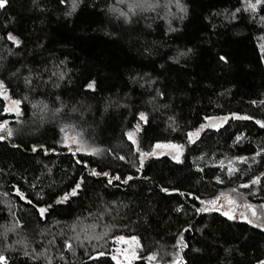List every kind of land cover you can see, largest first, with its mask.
I'll use <instances>...</instances> for the list:
<instances>
[{"label": "trees", "instance_id": "16d2710c", "mask_svg": "<svg viewBox=\"0 0 264 264\" xmlns=\"http://www.w3.org/2000/svg\"><path fill=\"white\" fill-rule=\"evenodd\" d=\"M182 3L188 9L182 20L170 5V12L160 8L159 16L137 13L128 23L106 11L109 5L123 8L117 0H81L71 17H65L66 5H58V0H38V7L32 0H7L0 9V56L6 69L0 76L8 81L14 98L28 96L20 105V116L4 114L0 107V121L7 120L14 133L8 137L0 131L5 137L0 140V225L11 222L9 209L24 225L9 233L6 241L15 251L5 249V240L0 238V251L6 252L10 264H46L43 257L39 262L26 260L19 252L22 246L14 241H23L30 252H45L52 264H116L111 254L117 247L113 237L119 235H135L139 240L138 257L132 264H170L176 256L178 234L189 245L179 253L184 264H255L257 258L264 259V232L260 229L239 218L228 221L217 212L196 214L200 205L190 196L160 192L161 187L175 188L205 200L223 192L240 204L251 203L258 215L264 214L260 208L264 205V158L251 159L264 146V129L254 122L264 121V64L257 47L264 44L260 22L264 11L258 8L252 18L241 13L238 20H228L226 14L240 6L239 0ZM169 26L176 30L167 31ZM9 31L22 41L19 48L6 39ZM189 48L192 53L178 57V63L169 59ZM220 55L227 57V64L218 60ZM60 61L64 63L60 65ZM25 65L33 73L50 70L42 72V80L52 71H65L67 76L58 88L34 81L35 91L28 92L22 81L9 77V72ZM26 72L23 69L21 75ZM141 76L151 78V88L132 80ZM88 79L97 81L95 93H85L83 84ZM156 89L163 98H157L154 105L147 103ZM57 96L67 108L53 116ZM117 98L126 107L107 103ZM38 102L47 104L48 111H41ZM73 106L78 111H70ZM138 111H146L148 116L138 134L140 150L151 151L157 141L182 144L181 163L165 155L146 157L144 166L136 171L138 153L124 133L133 130ZM231 113L249 115L253 120L230 118L219 129L205 128L196 142L188 143L187 133L206 124L205 116ZM65 124L75 125L89 147L99 148L101 153L73 155L56 145L62 135L59 128ZM68 132L72 134L71 129ZM33 144L54 146L55 152L33 153ZM121 155L124 160L117 158ZM238 156L249 160L239 163L234 160ZM230 162L238 169L231 176L227 173ZM93 169L109 176L93 177L89 175ZM113 176L121 180L107 184ZM129 176L132 179L123 183ZM217 177L223 183H217ZM253 177L262 183L239 187ZM81 178L78 195L54 205L46 220H39L13 187L34 202L39 193L43 196L39 203L48 204L69 192ZM177 205L180 212L175 211ZM239 212L251 216L243 207ZM105 225L110 227L105 229ZM190 226L192 230L185 231ZM104 231L107 235L102 239H84L85 233L94 237ZM77 234L82 245L74 239ZM65 240L73 244L72 252L64 248ZM226 248L231 251L226 253ZM101 251L103 257L89 259ZM153 253L156 260L149 261L147 257ZM62 255L64 259H60Z\"/></svg>", "mask_w": 264, "mask_h": 264}, {"label": "snow or ice", "instance_id": "6c2138e0", "mask_svg": "<svg viewBox=\"0 0 264 264\" xmlns=\"http://www.w3.org/2000/svg\"><path fill=\"white\" fill-rule=\"evenodd\" d=\"M81 0H58V5H66V10L64 11L65 17H71L73 14L76 13L77 8L80 5ZM7 0H0V9H3L6 6ZM32 3L34 6L38 5V0H32ZM117 5H123L124 7L121 8L119 6H112L109 5L107 8V13L114 14L118 17L123 18L125 23H128L130 18L132 16H135L137 13L142 12H153L156 14V16H159V12L157 11L160 8L167 9L169 12L171 11L170 5L174 6L180 15L177 17L178 19L182 20L187 15V7L182 3V0H164L162 3L161 0H117ZM239 7H237L235 10L228 12L226 14V18L228 20H238L239 15L241 13L248 14L250 18L254 17L257 14V9L259 8L261 11H264V0H239ZM219 15H224V13H220ZM163 18V17H161ZM167 22V21H166ZM260 22L262 25H264V17L260 18ZM176 29L171 28L169 26L167 31H175ZM167 34V32L165 33ZM6 39L11 42V45L13 47L19 48L21 46L22 41L19 39L18 36L14 35L11 31L6 33ZM259 51H260V62L264 64V44H258L257 45ZM10 51V50H9ZM192 53V49L189 48L185 51L178 52L177 58L169 57L170 60H173L174 63H178V57H186ZM4 60L3 56H0V72L6 70L5 65L2 63ZM218 60L224 64L228 63L227 57L224 55H220L218 57ZM64 61H60V65H62ZM57 68H59V65H56ZM23 69H26L27 72L25 75H21V72ZM50 71L48 69L41 70L40 72L33 73L32 69L28 66H23V68H17L11 72H9V77L12 79H15L17 81H22L25 89L28 92L35 91L34 88V81L37 84L47 85L51 83L52 87L58 88L60 87V81H63L67 73L65 71H52L51 76L48 77L47 80H42V72ZM55 78V79H53ZM132 80L136 83H139L140 81H143L140 86L143 88L145 85H148L149 88L152 86V80L151 78L145 79V77L141 76L139 79L137 77H132ZM83 88L85 90V93H95L97 90V81L95 79H88L86 83L83 84ZM163 93L160 92L158 89L154 91V95L150 96L147 103L149 104H155V101L157 98H163ZM28 96L24 95L21 98H14L12 94H10L9 91V84L8 81H6L2 76H0V101H2V111L4 114H11L14 113L16 116L21 115V109L20 105L24 100H27ZM55 102L58 106L54 107L52 111V115L55 116L59 113H61L65 108H67V105L64 103V101L57 96L55 98ZM42 104L41 111H48V105L43 104L42 102H38ZM109 105H114L116 107H126V105H121L119 99L115 100H109L107 102ZM255 103V102H253ZM261 103H264L262 101ZM33 108H37V104L32 105ZM72 112L78 111V109L73 106L70 110ZM134 118L137 120V123L132 126L133 130L128 131L124 133V136L130 141L131 145L133 146V150L138 153V159H139V167L136 168V171L139 172L140 169L144 166V161L146 157H157L160 155H164V150H168V155L171 156V159L174 160L176 163H181V154L183 153L184 145L172 143L171 141L162 143L157 141L156 143L151 145V151L145 152L141 151L138 144V138L137 133L141 131V124H147L148 123V116L146 114V111H138L134 113ZM232 120H253V117L249 115H238L237 113H231L226 116L216 117V116H205L204 119L207 121L206 124H201L195 131H189L187 133V140L188 143H194L195 139L199 138L200 133L205 128H217L223 126V124L227 123L229 119ZM43 119V118H42ZM172 118L169 117V120ZM256 125H259L260 128L264 129V121L261 120H255L254 121ZM19 123V121H17ZM8 121L3 120L0 121V131H5L7 133L8 137L13 136V130L11 128L7 127ZM72 130V134L69 135L68 130ZM175 130V129H173ZM59 132L62 134L58 140L55 141L56 145L62 146L65 150L68 152L73 153L75 155L76 153H82L86 155H99L101 153V149L99 148H91L87 144L86 140L83 138V134L81 132H77L75 130V125H69L65 124L59 128ZM5 137L3 135H0V140H3ZM240 140V136L238 135L236 137V141ZM30 151L33 153H37L42 151L45 155H48L49 153L55 152V147H49L45 144H33L30 147ZM256 157H262L264 158V146H261L258 151H256L251 159L254 161ZM120 160H124V156L117 157ZM235 161H238L239 163H247L249 160V157L245 156H238L234 158ZM77 164H84L86 167L87 165L82 160H77ZM220 167L223 168V163L220 164ZM238 169L232 165V163H229L227 173L229 176L236 173ZM89 175L93 177H99L104 176L108 177L109 173L104 171H96L91 170ZM132 177L129 176L122 180L123 183H127L128 180H131ZM114 180H121L120 176H113L111 179L107 180V184L111 185L113 184ZM217 183H223V181L217 177L216 178ZM262 181L259 177H253L248 184H241L239 187L241 188H248L249 184L256 185L261 184ZM83 184V178L76 181L74 183V186L71 188L69 192H65L63 195L57 196V198L52 202L48 204L39 203V201L43 200V196L37 193V202H34L33 200L29 199L24 192H22L19 188H16L15 186V194L21 201H25L28 205L31 206V208L34 210V213L36 214V217L39 220H46L47 216L50 215V209L54 207V205L64 204L69 200V197H75L78 195L79 190H81V186ZM35 187V186H33ZM237 189L232 188L231 192L236 193ZM160 192L165 193L166 195H172L173 193H176L179 196H190L193 201H198L199 207L195 208V213H211V212H217L220 216L225 217L228 221H234L237 218L242 220L243 222L251 225L253 228L260 229V231L264 232V214L258 215L256 207L252 205L251 203H244L240 204L237 199H235L232 195L226 194L221 192L219 195L215 196L213 199L205 200L201 199L194 193H184L180 192L178 189L175 188H168V187H161ZM243 207L247 210V212L251 213V216L249 217L244 212L237 213V209ZM261 209H264V205H260ZM107 211V208L104 209ZM176 212L181 211V206L177 205L175 208ZM91 215V214H90ZM99 215V213L97 214ZM9 217H10V223H7L5 225H0V238L5 240L4 248L5 249H12V245L8 244L6 241L9 237V233H14L17 230L24 227L21 220L16 218L15 212L11 211L9 209ZM79 220V217L77 218ZM109 225H105V229L109 228ZM73 231H75V222L72 226ZM192 230L191 226L189 229H186L185 231ZM107 235V231L102 232L100 235L96 236H89L87 233H85L84 239H102L103 236ZM74 239L78 241L81 245L83 244V241H81L79 234L75 235ZM114 243H125V244H131L132 249H137L140 247L139 240L137 236L130 235V236H114L113 237ZM14 244H19L22 247L19 249L20 255H22L26 260H32L39 262L40 259L43 257V259L46 261V264H52V260L49 259L45 252H37L35 250L28 251L25 249V246H23V241H14ZM174 247L177 249L175 259H173L170 264H184V258L179 255L180 251H182L184 248H188L189 245L187 244L185 238L182 235L177 236L176 245ZM64 248L68 252L73 251V244L70 242V240L64 241ZM16 250V249H12ZM193 251H199V249H192ZM120 249H117V255L120 253ZM231 250L226 248L225 252L229 253ZM105 255L104 252H97L95 256H89V259L91 260H98V258L103 257ZM117 255H113L111 258L112 260L116 261V264H121L120 260L117 259ZM135 253L133 251L132 255H125L124 259L126 261H131L132 259H135ZM156 254H150L147 259L149 261L156 260ZM54 259V258H53ZM60 259H64V256L62 255ZM0 264H10V260L8 255L5 251H0ZM255 264H264V259L257 258L255 260Z\"/></svg>", "mask_w": 264, "mask_h": 264}, {"label": "rangeland", "instance_id": "374dc122", "mask_svg": "<svg viewBox=\"0 0 264 264\" xmlns=\"http://www.w3.org/2000/svg\"><path fill=\"white\" fill-rule=\"evenodd\" d=\"M20 109H21V107H20ZM11 114L15 115L14 113H11ZM203 131H204V130H203ZM203 131L200 133L199 138L201 137V134L203 133ZM138 134H139V133L136 134V135H137V138H138ZM199 138H198V139H199ZM198 139H195L194 142H196ZM164 152H165V154H164L165 156H169V157L171 158V156L168 155V150H167V149H165ZM183 155H184V149H183V153L181 154V157H180L181 160H182V158H183ZM116 245H117V247H116V248L114 249V251L112 252L111 257H112L113 255H117V249H120L121 251H120V253L117 255V259L120 260L121 264H132V263L137 259L139 248L133 250V249H132V246H131L130 243H129V244H125V243H117ZM133 251H134V253H135V257H136V258H135V259H132L131 261H126V260L124 259L125 255H132V254H133ZM113 261L116 263L115 260H113Z\"/></svg>", "mask_w": 264, "mask_h": 264}]
</instances>
